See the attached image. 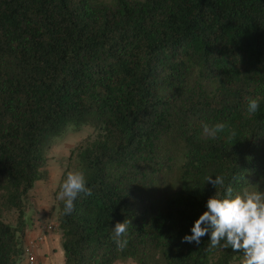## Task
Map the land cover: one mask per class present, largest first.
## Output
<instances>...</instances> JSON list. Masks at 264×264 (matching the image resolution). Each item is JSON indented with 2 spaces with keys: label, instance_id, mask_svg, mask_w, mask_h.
Listing matches in <instances>:
<instances>
[{
  "label": "trees",
  "instance_id": "obj_1",
  "mask_svg": "<svg viewBox=\"0 0 264 264\" xmlns=\"http://www.w3.org/2000/svg\"><path fill=\"white\" fill-rule=\"evenodd\" d=\"M83 127L54 194L84 171L92 194L53 209L64 264H237L210 234L182 238L223 193L206 177L234 194L264 183V0H0V264L25 255L48 151Z\"/></svg>",
  "mask_w": 264,
  "mask_h": 264
},
{
  "label": "clouds",
  "instance_id": "obj_2",
  "mask_svg": "<svg viewBox=\"0 0 264 264\" xmlns=\"http://www.w3.org/2000/svg\"><path fill=\"white\" fill-rule=\"evenodd\" d=\"M260 107L258 99H250L247 115L255 114ZM223 123H203V134L216 138L225 129ZM215 189L219 186L223 193L216 191L206 202V211L195 220L191 235H185L182 242L200 244L205 235L210 234L211 248H231L233 252L242 253L241 264H264V191L243 190L234 194L231 183H225L224 175L205 178ZM91 195L87 186L86 175L82 170L68 171L63 179L57 198L63 202L66 215L74 210V201L81 194ZM131 220L117 222L113 228V239L119 249H124L128 240ZM223 242V243H221Z\"/></svg>",
  "mask_w": 264,
  "mask_h": 264
},
{
  "label": "crops",
  "instance_id": "obj_3",
  "mask_svg": "<svg viewBox=\"0 0 264 264\" xmlns=\"http://www.w3.org/2000/svg\"><path fill=\"white\" fill-rule=\"evenodd\" d=\"M61 178V177H60ZM55 185L49 183L50 178L36 182L30 193L34 196L37 206L31 214V225L25 231L23 247L29 243L35 244L34 253L37 264H64L63 250L61 247V234L56 229L55 192L60 182ZM51 227V229H48ZM17 264H28L26 256ZM114 264H130L117 261Z\"/></svg>",
  "mask_w": 264,
  "mask_h": 264
},
{
  "label": "rangeland",
  "instance_id": "obj_4",
  "mask_svg": "<svg viewBox=\"0 0 264 264\" xmlns=\"http://www.w3.org/2000/svg\"><path fill=\"white\" fill-rule=\"evenodd\" d=\"M109 1V0H105ZM94 135V131L92 128L83 127L78 131H67L60 138L56 139L52 148L48 151L47 154V164L44 167V170L47 174V178H50L49 183L51 185H55L58 178H60L63 172L66 169L73 170L75 166L74 158L69 157L70 151L77 146L80 142L84 141L87 138H90ZM46 180V179H45ZM59 185V184H58ZM58 187V186H57ZM259 190L264 191V183H262L259 187ZM256 190V189H252ZM249 190V191H252ZM57 196L55 198V203L57 200ZM30 202L32 203L31 207L27 208V213L29 216L35 211L36 201L34 196L30 193ZM29 209V210H28ZM7 220L14 223L15 219L13 216L7 217ZM32 243H29L27 247L31 246ZM26 247V248H27ZM243 257V256H242ZM241 259L237 262V264H241ZM130 264H135L132 261H126Z\"/></svg>",
  "mask_w": 264,
  "mask_h": 264
},
{
  "label": "built area",
  "instance_id": "obj_5",
  "mask_svg": "<svg viewBox=\"0 0 264 264\" xmlns=\"http://www.w3.org/2000/svg\"><path fill=\"white\" fill-rule=\"evenodd\" d=\"M48 229H51V227H49ZM34 248H35V244L32 243L31 246L25 249V256L28 264H37Z\"/></svg>",
  "mask_w": 264,
  "mask_h": 264
}]
</instances>
